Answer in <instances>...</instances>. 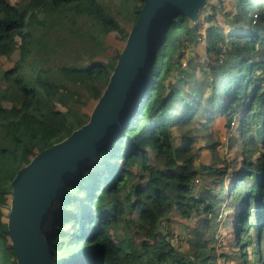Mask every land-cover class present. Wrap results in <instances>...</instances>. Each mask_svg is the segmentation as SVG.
Segmentation results:
<instances>
[{"label":"trees","instance_id":"16d2710c","mask_svg":"<svg viewBox=\"0 0 264 264\" xmlns=\"http://www.w3.org/2000/svg\"><path fill=\"white\" fill-rule=\"evenodd\" d=\"M19 1L21 9L10 0H0V55L19 48L13 65L1 70L0 264L16 259L4 219L13 177L37 152L88 120L89 113L82 108L87 100L98 99L114 66L93 58L86 63L56 61L46 38L59 26L41 14H61L70 35L78 33L76 24L82 17L89 18L92 30L86 43H98L97 34L110 31L126 39L129 32L119 13L100 0ZM138 1L132 25L143 4ZM235 4L228 30L213 22L218 8L211 1L210 12L199 14L196 22L182 12L168 16L132 118L122 133L100 146L69 178L49 212L45 235L54 263L219 264L218 258L223 263L229 259L215 244L216 222L211 215L224 197L223 178L211 176L225 172L216 171L213 163L195 162L198 135L177 138L172 132L174 125L197 122L205 129L212 119L223 117L226 127L238 120L240 138L232 137L236 142L250 135V123L261 118L255 131L263 136L262 151L242 149V168L234 173L227 195L232 198L240 188L235 226L237 241L247 233L238 247L242 264H249V251L256 255V264H264V0H235ZM203 21L207 26L202 29ZM202 38L213 62L205 74L202 69L200 78L192 72L194 64L188 60L190 65L184 66L183 59L186 48ZM81 86L87 88L86 95ZM199 180L204 183L196 186ZM174 215L183 220L184 245L172 240Z\"/></svg>","mask_w":264,"mask_h":264},{"label":"water","instance_id":"95a60500","mask_svg":"<svg viewBox=\"0 0 264 264\" xmlns=\"http://www.w3.org/2000/svg\"><path fill=\"white\" fill-rule=\"evenodd\" d=\"M208 0H143L106 86L88 120L68 136L41 149L11 181L7 229L16 264H56L45 230L61 188L100 146L122 133L147 85L162 25L172 12L196 22Z\"/></svg>","mask_w":264,"mask_h":264},{"label":"rangeland","instance_id":"374dc122","mask_svg":"<svg viewBox=\"0 0 264 264\" xmlns=\"http://www.w3.org/2000/svg\"><path fill=\"white\" fill-rule=\"evenodd\" d=\"M14 5L21 9V4L19 0H10ZM102 3L107 4L112 7V12L119 13L118 17L121 23H123L125 29L128 31L132 27L133 22V11L134 6L139 4L138 0H100ZM211 2L216 3L217 11L215 13L216 20L213 22H216L218 25H220L222 28L227 29L229 28V20L230 16H232L234 13H236V4L235 0H210ZM210 12L209 7H205L204 10L201 12V16L203 17L205 13ZM226 12H230L229 16H226ZM41 15H47L53 18V20L58 23L56 26H59L62 28L61 31L56 32L54 29V33H52L48 38H46L48 41L51 42L52 47L54 48V58L58 62H67V63H74L75 61L80 63H86L90 60V58L102 60L103 62H112L115 64V56L120 53L122 48L125 45L126 39H123L120 37V35L116 31H110L106 34H97L99 37V42L92 44L86 43L85 40L88 39V33L91 32L90 23L91 20L85 17H82L77 22L76 29L78 33L75 35H70L68 32L66 23H64V20L62 19L61 14L59 13H52L50 12L43 13ZM52 15V16H51ZM125 16L123 18L122 16ZM201 17V18H202ZM47 23L50 22V19L45 20ZM207 26V23L203 21V27L202 29ZM228 30V29H227ZM203 32V31H202ZM226 32V30H224ZM204 33V32H203ZM38 34V33H37ZM19 42V40H18ZM90 52L93 53V57H90ZM212 55V54H211ZM19 56V48L18 45L16 46L15 50L11 52L10 54H1L0 55V87L4 84V79L1 75V70L6 69L13 65L15 60ZM210 55L206 52V46H205V38H202V40L193 48L192 50H187L185 52V57L183 59L184 66H189V61L191 60L194 62L193 71L195 72L200 78H201V72L203 69V73L208 69L209 62H213V57H209ZM213 56V55H212ZM33 57V55H32ZM190 57V59H189ZM28 64L25 65L27 67ZM34 66H38L39 62L34 61ZM76 87V86H74ZM86 87L81 86L80 90L84 95L87 94ZM96 103V100H91L90 102L87 100V104L83 106V111L90 113L94 104ZM201 118V116H198ZM197 119V117H196ZM203 120V119H201ZM261 118L258 121L251 122L249 130L251 131L250 135H246L245 137L241 138L240 142L237 140H234L232 137H237L239 139V133L237 131V124L238 120H234L231 122L230 127H226L225 120L222 119V117L214 118L211 121V126L208 128H203L202 126L197 125L194 123L191 129H176L173 128V133L177 136L182 135L183 133L187 134H195L200 137V143H197L196 145V151H195V162L198 164L200 162H204L207 164L213 163V167H216V171L220 168V170H223L225 174H222L221 172L213 173V176H211L214 180H219L221 177L223 178V203L219 207L218 205H215L214 211L215 213H212V219L216 222V225L213 230L212 235H215L216 238V246L220 251H223L227 256H230L229 259H226L223 263L219 258L217 259V262L219 264H242L241 259L239 256H241V253L238 252L239 243H241V240L245 236H247L246 232H242L240 234L239 241H237L238 237L236 233V212L239 206V199H238V192L239 187L237 188L236 192L234 193V196L231 198L229 195H227V188L233 178V175L235 172H238L241 168V162H242V149L248 151L253 150L256 152H261L263 148V136L262 138L258 134V132L255 131V123H260ZM193 124V123H191ZM191 124L189 128L191 127ZM207 140V141H206ZM202 143V144H201ZM242 144V145H241ZM197 146H199L197 148ZM253 148V149H252ZM254 153V152H253ZM258 154V153H257ZM215 171V172H216ZM236 174V173H235ZM255 179V176H249L248 181L250 183L253 182ZM201 180L198 181L196 186H200ZM209 184L213 185L214 182L211 181ZM219 188V187H217ZM248 192V191H246ZM226 193V194H225ZM237 198V200L235 199ZM234 199V200H233ZM56 203H54L53 207H55ZM252 207H254V203L251 204ZM52 207V208H53ZM8 210L4 209V213H7ZM6 220V218H4ZM183 220L178 216L174 215L172 217V228L175 233L173 237V241L176 244H183L184 242L180 238V236L184 233V223H182ZM194 222L193 220H189L188 223ZM250 233L253 235L254 231L253 228H250ZM263 235H264V229H263ZM139 241V239H137ZM184 245V244H183ZM263 247H264V238H263ZM248 262L249 264H256V255L248 252ZM6 264H16L15 261L8 262ZM245 264V262H243Z\"/></svg>","mask_w":264,"mask_h":264},{"label":"crops","instance_id":"0c3cea01","mask_svg":"<svg viewBox=\"0 0 264 264\" xmlns=\"http://www.w3.org/2000/svg\"><path fill=\"white\" fill-rule=\"evenodd\" d=\"M210 0H208V2H209ZM201 14V13H200ZM230 25V24H229ZM229 28H231V25L229 26ZM232 29V28H231ZM196 46V45H195ZM195 46H188L187 48H186V50H185V52H187V50H192L193 51V48L195 47ZM189 59H190V57H189ZM190 61V63H192V64H194V62L193 61H191V60H189ZM195 66V65H194ZM216 118H219V117H216ZM199 119V121H201V122H204V121H206L205 120V118H198ZM201 119H203V120H201ZM222 119H224L223 117H222ZM213 120V119H212ZM194 125V123L193 124H191V128H192V126ZM197 125H199V123L197 122L196 123V126ZM189 126H190V124L189 125H180V126H178V125H174L173 127H172V130H173V128H176V129H184V128H186V129H190L189 128ZM199 126H201V125H199ZM173 132V131H172ZM174 134V133H173ZM188 135L187 133H183L182 135ZM175 135V134H174ZM182 135H180V136H178L177 138H181V136ZM177 136V135H176Z\"/></svg>","mask_w":264,"mask_h":264},{"label":"built area","instance_id":"2783aa9c","mask_svg":"<svg viewBox=\"0 0 264 264\" xmlns=\"http://www.w3.org/2000/svg\"><path fill=\"white\" fill-rule=\"evenodd\" d=\"M219 44L222 45L221 42H219Z\"/></svg>","mask_w":264,"mask_h":264}]
</instances>
